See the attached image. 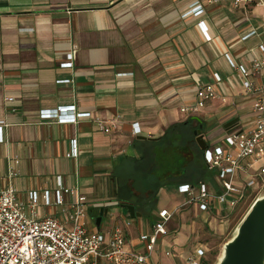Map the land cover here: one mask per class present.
I'll use <instances>...</instances> for the list:
<instances>
[{
    "label": "crops",
    "instance_id": "1",
    "mask_svg": "<svg viewBox=\"0 0 264 264\" xmlns=\"http://www.w3.org/2000/svg\"><path fill=\"white\" fill-rule=\"evenodd\" d=\"M195 2L203 6L202 13L189 12ZM201 21L207 32L199 27ZM262 42L264 0L239 5L235 0H0V121L7 123L6 141L0 143V189L15 185L29 206L31 190H54L62 176L67 186H78L87 196L91 232L108 233L121 225L128 246L143 252L141 234L152 230L166 207H158L156 198L150 209L135 205L141 213L135 217L123 207L118 217L112 214V226L102 230L103 220L97 224L101 207L122 206L114 196L116 178L130 173L132 162L152 144L163 157L177 152L179 164L191 163L190 175H174L182 180L165 185H178L180 199L172 209L186 198L179 191L182 184L209 181L219 187L216 174L213 180L205 163L199 167L203 158L197 137L183 142L170 137L201 129L208 146L225 147L230 132L254 126V98L245 93L244 78L229 58L252 67ZM74 46V66L63 67ZM215 73L221 74V83H215ZM251 80L264 86V68ZM210 82L227 100H209L195 114L183 112L197 101L198 86ZM60 107L91 116L75 123L42 118L44 110ZM100 119L117 123L112 133L100 129ZM134 123L141 129L137 135ZM163 137L168 141L158 148L146 142ZM74 141L79 155L68 157ZM11 165L19 172L12 180ZM74 202V195L63 205L42 201L38 216L56 215L71 228ZM175 218L180 234L171 229ZM173 220L158 242L155 259L162 264H188L201 246L199 228L216 229L224 216L190 205Z\"/></svg>",
    "mask_w": 264,
    "mask_h": 264
},
{
    "label": "built area",
    "instance_id": "2",
    "mask_svg": "<svg viewBox=\"0 0 264 264\" xmlns=\"http://www.w3.org/2000/svg\"><path fill=\"white\" fill-rule=\"evenodd\" d=\"M241 1L243 0H235V4L239 5ZM203 11V6L195 2L189 12L200 14ZM199 27L203 32L209 29L205 21H201ZM76 50L77 46H74L67 55V61L62 64L63 67L74 66ZM229 62L244 78L245 93L254 98L255 121L251 129L230 132L225 138V147H207V168L213 180L216 174L219 187L215 188V184L212 185L209 181L182 184L179 191L185 194V200L174 209L164 208L159 211L152 230L140 236L145 248L143 252H139L128 246L127 231L121 225L108 233L91 232L86 222L87 196L80 193L78 186H67L62 176L57 177L54 190H31L28 193L29 206L21 200L16 186L10 184L7 188L0 189V264H162L155 259L158 242L169 233V224L179 209L195 205L203 213L225 216L227 209L231 212L245 203L264 179V168L259 172L252 171L255 162L264 157V86L251 80L255 72L264 68V42L258 45L252 67L232 58H229ZM214 81L221 83V74L215 73ZM215 83L200 84L197 101L184 106L182 111L195 114L209 100H227V96L216 90ZM41 115L44 119L57 118L61 123H75L79 118L91 116L88 112H77L75 107L44 110ZM99 125L105 133H112L117 123L113 121L107 124L100 119ZM6 126L7 123L0 121V143L6 141ZM140 132L139 124L134 123L135 135ZM78 155L79 148L74 141L73 149L67 156ZM13 160L15 164L19 163L17 157ZM18 175L17 169L11 165L9 178L12 180ZM68 195L75 197L68 220L71 228L67 227V221L56 215L38 216V207L42 201L46 205H63ZM166 255L170 256L171 251H167ZM207 255V248L198 247L189 256L188 263L206 264Z\"/></svg>",
    "mask_w": 264,
    "mask_h": 264
},
{
    "label": "trees",
    "instance_id": "3",
    "mask_svg": "<svg viewBox=\"0 0 264 264\" xmlns=\"http://www.w3.org/2000/svg\"><path fill=\"white\" fill-rule=\"evenodd\" d=\"M195 137V133H193L192 136H188V134L183 133L181 137H179V135H174L173 137H170V139H178V141L183 142V140L186 141ZM165 141H168V137H163V139L160 141L154 139H151L150 141L146 140V142L155 144L157 148L161 145H164ZM198 147L201 157L203 158V161L199 162L200 166H198L201 168L205 163L207 167L205 161V151L201 149L200 145ZM174 148L175 146H173V149ZM148 149L149 150L146 151L141 159L134 160L132 162L130 173L125 174L123 178H116L114 196L119 200L120 204L129 203L150 209V207L154 206L155 204L159 189L169 183L181 181L182 179L179 177L181 175L185 176L184 174L188 172L189 165L191 163L188 165H182L183 163L179 164L177 161V152H175L172 157L167 153L164 154L163 157L164 152L161 150L158 152L159 148L156 151V147H153L152 144L148 146ZM188 173L190 175L192 172ZM174 175L180 176L178 179H173ZM171 177L173 180H171ZM131 181H133V185L130 184ZM133 188H135V190L138 189L140 194L136 193ZM150 189L155 192L154 195L150 196L147 194V191ZM205 263L208 264V261L205 260Z\"/></svg>",
    "mask_w": 264,
    "mask_h": 264
},
{
    "label": "rangeland",
    "instance_id": "4",
    "mask_svg": "<svg viewBox=\"0 0 264 264\" xmlns=\"http://www.w3.org/2000/svg\"><path fill=\"white\" fill-rule=\"evenodd\" d=\"M189 135L192 136L193 132H190ZM190 149L193 150L194 148L190 147ZM263 166H264V159L258 163H255L253 168L260 170L262 169ZM189 168H190V165H189ZM154 193L155 192L151 193V195H154ZM177 193H178V185L176 184L164 186L161 189H159L158 194H157L158 207H161V208L166 207V208L172 209L173 206L176 205V203L180 199ZM263 194H264V179L263 181L260 182V186H257L255 191L252 194H250L249 199L245 203H243L242 205H240L238 208H236L235 210L231 212L229 209H227V214L224 216V221L220 223L221 225L218 226V228L216 229L215 227L206 228V226L201 227V229L199 228V235H198L199 240L198 241L201 244L200 247L208 248V255H207L208 264H216L218 262L219 258L221 257L223 253L225 243L228 242L235 235L238 226L240 225L241 221L243 220V218L249 211L252 204L255 202V200L258 197H260ZM109 210H110V214L105 215L103 218V223L101 225L102 230H105V229L107 230L109 227L112 226L113 224L112 214L118 217V213H120V211L123 210V207L119 205H113L109 207ZM125 210L127 211V209ZM195 221L197 222V220ZM172 223L173 224H172L171 229H173L176 232L180 227V226H177L174 228V225L178 224L177 218H175ZM169 228H170V225H169ZM177 233L180 234L179 230Z\"/></svg>",
    "mask_w": 264,
    "mask_h": 264
},
{
    "label": "water",
    "instance_id": "5",
    "mask_svg": "<svg viewBox=\"0 0 264 264\" xmlns=\"http://www.w3.org/2000/svg\"><path fill=\"white\" fill-rule=\"evenodd\" d=\"M194 133L201 149L206 151L208 144L202 130H195ZM122 207L128 210L131 217L141 216L134 204L124 203ZM108 213L109 207H101L97 220L99 226ZM216 264H264V194L255 200L235 235L225 243L223 253Z\"/></svg>",
    "mask_w": 264,
    "mask_h": 264
}]
</instances>
